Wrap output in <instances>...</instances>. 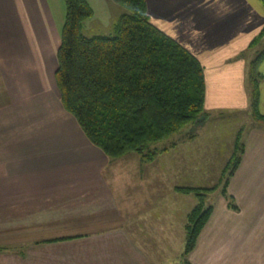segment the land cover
<instances>
[{"label": "crops", "instance_id": "obj_1", "mask_svg": "<svg viewBox=\"0 0 264 264\" xmlns=\"http://www.w3.org/2000/svg\"><path fill=\"white\" fill-rule=\"evenodd\" d=\"M146 4L150 21L200 60L209 117L249 111L248 67L259 43L250 42L264 25L260 0ZM52 20L46 0H0V264H150L151 244L169 251L174 241L178 254L165 264H182L184 223L179 236L173 218L184 222L196 198L188 207L181 200L180 213V203L168 208L163 198L134 201L133 184L124 195L112 189L118 176L106 169L116 160L87 139L53 90L54 72L53 84L37 56L35 40L60 38ZM28 54H37L35 63ZM259 70L264 114V59ZM254 123L226 193L220 189L187 255L194 264H264V123ZM149 176L141 175L143 184L163 177Z\"/></svg>", "mask_w": 264, "mask_h": 264}, {"label": "trees", "instance_id": "obj_2", "mask_svg": "<svg viewBox=\"0 0 264 264\" xmlns=\"http://www.w3.org/2000/svg\"><path fill=\"white\" fill-rule=\"evenodd\" d=\"M111 1L123 8L111 32L86 35L84 21L94 13L89 1L64 0L56 49V88L63 107L106 157L116 159L135 151L142 160L150 161L168 149L150 148L151 143L209 117L204 109V70L194 54L150 21L146 0ZM260 2L264 8V0ZM263 39L264 26L250 46ZM263 59L264 48L248 68L251 115L260 123H264V114L259 111V66ZM243 151L240 131L222 172V193H226ZM216 188L176 187L196 197L184 225L182 264H194L187 255L212 211L211 205H205L206 195ZM1 249L4 246L0 245Z\"/></svg>", "mask_w": 264, "mask_h": 264}, {"label": "rangeland", "instance_id": "obj_3", "mask_svg": "<svg viewBox=\"0 0 264 264\" xmlns=\"http://www.w3.org/2000/svg\"><path fill=\"white\" fill-rule=\"evenodd\" d=\"M46 1L49 6V12L53 18V25L59 32L62 28L65 15L64 0ZM88 1L92 6L94 13L91 17L84 21L83 32L86 35H107L111 32L113 23L117 21L120 13L123 11V8L115 3V5H111V3H109L108 6L106 0ZM58 42L59 39L57 36L54 38L52 37L51 39L35 40V50L37 49L36 53H38V55H36L39 56L40 63L43 59L45 60L47 76L50 80H52L53 84L54 80L51 74L53 75L57 66L56 49ZM253 46L250 47L253 48ZM44 47L47 48V50H44ZM256 47L257 48L253 51V54L255 55L264 48V39L261 40ZM38 48L42 51H39ZM36 55L32 54V56H30L28 54V59L31 60L29 63L32 61V63H35ZM26 57L27 56H25L24 59L27 61ZM22 80L29 82L26 75L22 78ZM53 87L54 89H52L55 90V84ZM1 89L4 95H7L6 89L4 87ZM55 92L59 95L57 89ZM59 120L60 119H57L56 122ZM68 124L69 127L75 126L74 122L70 118ZM253 125H255V123L251 115V109L246 112L223 109L220 114H211L210 117H207L206 119L190 122L180 130L172 133L166 139L156 143H151L149 145L150 148L168 147V151L166 150L159 153L150 161L142 160L141 154L135 151L126 153L125 155L116 158L114 165L106 169L107 175L118 176L116 179H110L112 189L117 190L121 192H118L119 194L124 195V188L133 184L134 201L136 199L138 202L142 198L147 200V195L148 197H153V199L159 197L163 198V203L166 204L168 208L174 206L176 203H180L181 206H179V212L184 213L185 207H188L189 205V198H194L195 195L191 192H180L176 189V187L186 188L217 186L214 191L207 193L205 198V205L212 206L216 203L221 194L220 189L224 184V180L222 181V179L225 178V175L223 176L222 172L232 154L237 135L241 131V140L243 141L248 129H250ZM85 140L86 139L84 138V144H87ZM174 147L176 148L174 149ZM165 152L167 153L164 154ZM156 158L158 161L153 163ZM141 175H151L149 176L150 178L157 175H162L163 177L162 179H159L158 182H154L149 179L150 182L146 181L143 184ZM180 194H186V196L182 195L181 197ZM143 195L144 197H142ZM179 195L180 197H178ZM181 200L185 201V207L182 206ZM147 201L148 203H151V200ZM192 208H190V210ZM173 221L175 222L173 226L175 233L178 231L180 236V225H182V223L185 225L186 219L184 222L183 220L176 222L175 218H173ZM176 238L180 240V237L177 236ZM178 250L179 247L176 246L175 241L169 251L166 247L161 245L157 246L155 244H151L147 249L150 264H155V261L158 262V260H161L164 264L169 261H173L174 257L178 254Z\"/></svg>", "mask_w": 264, "mask_h": 264}]
</instances>
